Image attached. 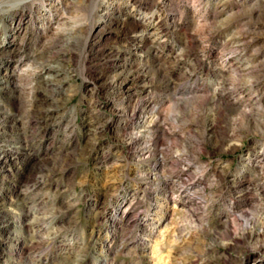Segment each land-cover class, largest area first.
I'll return each instance as SVG.
<instances>
[{
  "label": "rangeland",
  "instance_id": "1",
  "mask_svg": "<svg viewBox=\"0 0 264 264\" xmlns=\"http://www.w3.org/2000/svg\"><path fill=\"white\" fill-rule=\"evenodd\" d=\"M0 264H264V0H0Z\"/></svg>",
  "mask_w": 264,
  "mask_h": 264
}]
</instances>
